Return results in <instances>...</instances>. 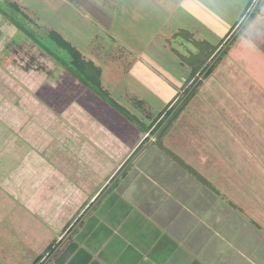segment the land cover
Segmentation results:
<instances>
[{
	"label": "crops",
	"instance_id": "0c3cea01",
	"mask_svg": "<svg viewBox=\"0 0 264 264\" xmlns=\"http://www.w3.org/2000/svg\"><path fill=\"white\" fill-rule=\"evenodd\" d=\"M24 1L29 24L68 43L141 127L33 41L14 49L0 103L22 96L37 129L25 136L0 116V264H264V0ZM249 95L261 115L243 111ZM52 126L74 139L70 166L35 149ZM76 159L110 167L99 189Z\"/></svg>",
	"mask_w": 264,
	"mask_h": 264
},
{
	"label": "rangeland",
	"instance_id": "374dc122",
	"mask_svg": "<svg viewBox=\"0 0 264 264\" xmlns=\"http://www.w3.org/2000/svg\"><path fill=\"white\" fill-rule=\"evenodd\" d=\"M19 5L11 0H0V8L7 14V16L11 17L12 19L17 20L19 25L22 27H26V32H19L14 25L11 24V21L8 19L6 15L0 14V66L4 70H7L9 66V55L13 52L14 49H18L22 47L23 43L30 40V36L35 38L36 40L40 41L44 45L48 46L51 50V52L58 54L60 57L68 59L69 61L73 60V56L71 53L67 50L61 49L56 42L52 40L49 36H47V32L38 25H30L27 20V11L26 6L28 3H26L24 0L19 1ZM38 6L35 5L34 9H36ZM34 9H32L34 11ZM25 10V11H24ZM23 42V43H22ZM8 58V59H6ZM6 59V60H5ZM258 65H255L257 68V71L264 72V64L261 62V58H258ZM6 67V68H5ZM214 75L208 77V81L211 80ZM259 78L264 77V75H259ZM243 91V87L240 88V92ZM246 95L245 93H242L241 96ZM5 100L3 97H6ZM4 95L2 98V102L0 103V116L1 119L6 122L13 131H18L20 134H31L32 131H35L37 128L32 127L30 124V119L27 117V114L25 110L21 109L20 105H23V98L22 96H18V94L8 93L7 95ZM21 98V99H20ZM244 98V97H243ZM247 100H245L246 106L250 108V111L243 110L245 113H248L251 115L254 114L256 109L253 112V108L256 105V98L253 95H249L248 97L245 96ZM226 100H228V97L226 96ZM248 103V104H247ZM191 103L186 108L185 116L189 118V109H190ZM257 113H260V115L263 113V111H256ZM168 126V125H167ZM173 124L170 125V128H172ZM41 127V126H39ZM42 128V127H41ZM245 128V127H244ZM57 126H52L48 130L50 132L51 136L48 137L46 140H41L39 146H35L36 150H41L39 153L41 156L46 158L48 162L51 165L57 164L58 160L61 163L66 162L65 165L70 166V162L74 161V151L70 150V147L74 146V139L72 137H59L58 136V130ZM169 130V129H168ZM258 134L260 132L264 133V127H259ZM238 131H241L240 128ZM155 132L151 134H147L148 137H154ZM146 136V137H147ZM264 137V136H262ZM68 147V150L66 149ZM65 148L67 151H65ZM38 153V152H37ZM107 154V153H105ZM109 158L113 163H116L120 160L121 154L116 152L113 154L112 152L108 153ZM63 155L65 159L63 158ZM62 157V158H61ZM67 160V161H66ZM78 166V171L80 172V177L82 179L83 185H86L88 189H91L92 191H95V189H99L104 181L105 178L110 174V167L107 169L104 167L103 172H95L94 169H90L85 163H83L81 160H75ZM73 164V163H72ZM107 171V174H104V171ZM9 246H5L1 249V256L3 254L4 262H8V258L14 256V249H12L13 253H9ZM3 252V253H2ZM13 258V257H12ZM11 258V259H12ZM10 264H17L13 260H10Z\"/></svg>",
	"mask_w": 264,
	"mask_h": 264
},
{
	"label": "trees",
	"instance_id": "16d2710c",
	"mask_svg": "<svg viewBox=\"0 0 264 264\" xmlns=\"http://www.w3.org/2000/svg\"><path fill=\"white\" fill-rule=\"evenodd\" d=\"M0 14L7 16V14L1 8H0ZM7 17L11 21V24L14 25V27L19 32H21V33L22 32L23 33L26 32V27H22L21 25H19V23L17 22V20L12 19V16L11 17L7 16ZM50 38H52V40L54 42H56V44L59 47H61V49H64V50L69 51L71 53V55L73 56V60L72 61H69L68 59H65V58L60 57L58 54L51 52V50H50V48L48 46L44 45L40 41H38L35 38H33L32 36H30V40L33 41L37 46H39L41 49H43L46 52H48L55 59H57V60L59 59L60 60L59 61L60 63L65 64L67 66V68L71 71V73L73 74V76H75L80 82H82L85 86H87L88 88H90L91 90H93L100 98H102L105 102H107L110 106H112L119 113H121L122 115H124L132 123H134V124H136V125H138V126L141 127L140 122L133 115H131L127 110H125L123 107H121L118 103H116L115 101H113L98 86H95L94 84H92L90 82V80L83 73V70H81V64H80V61H79V54L72 47H70L68 43H65L61 39H58L57 36H53V37H50ZM221 53H222V50L218 53V56ZM215 64H217V63H215ZM212 70H213V68H211L209 70V72L207 73V76L210 75V73H211ZM195 85H193V87L189 90V92H187L184 95V97L181 100L178 101L177 105H175L172 108V111L170 113H168L167 116H165L164 119H162L159 122V124L154 128V130L152 131V133L155 132L154 134H156L161 129H162L161 130V133H163L164 129L171 122L172 118L178 112H180L181 110H183L186 107V105L188 104V102H190L191 98L195 95V93L197 91V88H198V86L200 84H198L197 87H195Z\"/></svg>",
	"mask_w": 264,
	"mask_h": 264
},
{
	"label": "built area",
	"instance_id": "2783aa9c",
	"mask_svg": "<svg viewBox=\"0 0 264 264\" xmlns=\"http://www.w3.org/2000/svg\"><path fill=\"white\" fill-rule=\"evenodd\" d=\"M148 137V136H147Z\"/></svg>",
	"mask_w": 264,
	"mask_h": 264
}]
</instances>
